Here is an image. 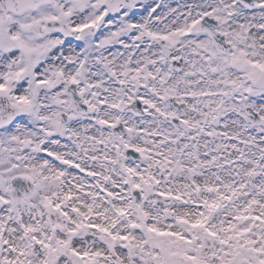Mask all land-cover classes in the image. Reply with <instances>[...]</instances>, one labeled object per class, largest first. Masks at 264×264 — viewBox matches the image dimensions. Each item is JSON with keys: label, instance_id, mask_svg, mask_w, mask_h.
Returning a JSON list of instances; mask_svg holds the SVG:
<instances>
[{"label": "clouds", "instance_id": "1", "mask_svg": "<svg viewBox=\"0 0 264 264\" xmlns=\"http://www.w3.org/2000/svg\"><path fill=\"white\" fill-rule=\"evenodd\" d=\"M0 264H264V0H0Z\"/></svg>", "mask_w": 264, "mask_h": 264}]
</instances>
